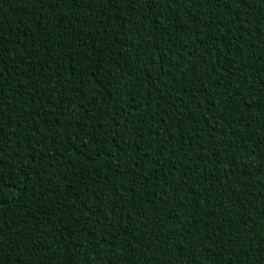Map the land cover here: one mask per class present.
Instances as JSON below:
<instances>
[{
    "label": "trees",
    "instance_id": "obj_1",
    "mask_svg": "<svg viewBox=\"0 0 264 264\" xmlns=\"http://www.w3.org/2000/svg\"><path fill=\"white\" fill-rule=\"evenodd\" d=\"M0 264H264V0H0Z\"/></svg>",
    "mask_w": 264,
    "mask_h": 264
}]
</instances>
